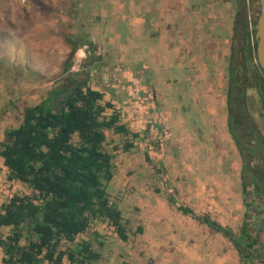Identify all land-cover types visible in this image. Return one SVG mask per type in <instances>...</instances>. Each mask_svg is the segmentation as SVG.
Instances as JSON below:
<instances>
[{"label": "rangeland", "instance_id": "rangeland-1", "mask_svg": "<svg viewBox=\"0 0 264 264\" xmlns=\"http://www.w3.org/2000/svg\"><path fill=\"white\" fill-rule=\"evenodd\" d=\"M217 2L219 17L224 12L236 15L231 0ZM131 19V0H0V140L7 129L22 123L28 106L41 102L67 77L64 63L72 50L69 39L82 36L95 45V52L89 44L81 47L73 71L86 69L90 84L104 91L106 99L117 105L128 126L126 133L108 132L106 148L114 154L115 176L105 185L133 233L125 242L105 221H94L88 232L70 245L77 248L82 242L91 241L101 253V258L93 264H215L213 257L217 254L206 259L202 255L204 251H195L203 249L200 239L209 231L207 226L185 215L178 206L191 205L200 215L205 213L199 209L193 194L205 192L195 186H201L202 181L196 176L199 171L195 172L203 168L191 159L190 153L193 150L200 155L199 148L207 146L217 153L216 142L204 132L202 122L199 123L201 114L185 78L179 81L184 86L172 89L175 97L169 98L171 91L166 89V84L172 85L176 78L170 74L172 82H166L161 44L154 51L147 44L134 47ZM243 42V30L238 26L232 49L236 65L245 61ZM88 59L90 63L85 68ZM195 70L189 67L193 78ZM171 72L174 74L175 70ZM246 97L244 107L264 130L262 97L253 88L247 89ZM168 110L172 118L168 124L175 126L177 112L181 121L178 126H183L179 134L194 136L188 132L194 128L197 134L194 140L189 136L178 145L179 139L170 135V128L165 126ZM237 175L241 177V185L246 176L250 200L257 203V208L264 209V172L257 176L259 190L255 189L248 171L244 169ZM203 178L209 177L205 174ZM189 185L193 193L185 195ZM23 192L29 189L19 181L8 180L0 157V202ZM244 206L242 224L248 212L245 199ZM260 222H264L263 213ZM138 226L143 228L142 232H136ZM7 232L8 228H3L0 237ZM224 239L227 244L222 247L216 242L224 250L222 263L236 264L231 254L237 250ZM2 256L0 248V262ZM218 261L220 264V258Z\"/></svg>", "mask_w": 264, "mask_h": 264}, {"label": "trees", "instance_id": "trees-1", "mask_svg": "<svg viewBox=\"0 0 264 264\" xmlns=\"http://www.w3.org/2000/svg\"><path fill=\"white\" fill-rule=\"evenodd\" d=\"M231 2L236 10L234 31L238 26L243 30L245 61L236 65L233 60L232 64L229 128L242 155L243 168L259 190L257 176L264 172V135L244 105L250 88L257 90L264 105V70L258 62L256 40L260 3ZM69 43L72 50L64 63L67 77L41 102L28 106L22 123L7 129L0 140V157L8 180L19 181L29 189L0 202V231L8 228L0 237V264H65V259L66 264H93L101 253L91 241L77 248L70 244L87 233L94 221H105L125 242L133 233L105 185L115 176L114 154L106 148L108 132L126 133L128 126L117 105L90 84L89 72L73 71L79 49L89 44L95 52V45L82 36L71 37ZM89 63L88 59L84 67ZM254 162L256 165L251 164ZM244 181L243 195L250 205L238 231L208 214H197L189 206L178 207L226 237L237 250L238 264H264V222H260L264 209L250 200L245 175ZM142 231L138 226L136 232Z\"/></svg>", "mask_w": 264, "mask_h": 264}, {"label": "crops", "instance_id": "crops-1", "mask_svg": "<svg viewBox=\"0 0 264 264\" xmlns=\"http://www.w3.org/2000/svg\"><path fill=\"white\" fill-rule=\"evenodd\" d=\"M217 4V0H131L130 27L133 29L131 34L134 47L147 44L150 51H154L155 46L161 44L159 46L162 48L166 67V70H163L167 77L166 82H172L170 74L176 78L172 85L166 84V89L171 91L169 98L175 97L172 89L184 86L182 83L179 84V81L185 78L190 83V94L196 101L198 114H201L199 123L202 122L204 132H208V136L216 142L217 153H212L208 146L199 148L200 155L193 150L190 153L191 159L200 163L203 168L201 172L200 170L195 172L196 174L199 171L196 176L202 180L201 186H195L202 187L205 192L193 193L189 185L184 194L193 193L196 196L194 199H197L199 209L205 210L203 215L208 214L222 225L236 231V227L242 224L245 206L244 195L242 196L243 184L241 185V177L237 175L244 170L243 159L229 128L228 98L233 64L235 15L232 13L229 16L227 12L226 14L221 12L222 16L219 17ZM142 9L145 10L141 11ZM156 29H161V32ZM189 67L197 70L194 78L191 71L192 76H188ZM172 70H175L174 74ZM165 113L169 117L165 126L170 128L168 130L170 135L179 139L178 145L189 136L193 140L196 138L194 128L188 130L190 133L193 132L194 136L188 133L183 137V134H179L183 131L181 130L183 126H178L181 121L177 112L175 126L168 124L172 121L171 111ZM257 124L259 125L258 122ZM165 130L167 131V128ZM261 131L264 135V130ZM209 171H212L211 176L208 175ZM205 174L209 178L204 179ZM194 182L197 183V179ZM209 189L212 192H206ZM188 206L193 208L191 205ZM207 228L209 231L200 239L204 243L200 245L203 249L196 248L195 251H204L202 255L206 259H211L210 257L217 254L213 257L215 264L219 263V258L220 264H223L221 257L224 250L220 249L216 242L222 247L227 244L226 240L222 234L208 226ZM231 259L238 264L237 251L236 254H231Z\"/></svg>", "mask_w": 264, "mask_h": 264}, {"label": "water", "instance_id": "water-1", "mask_svg": "<svg viewBox=\"0 0 264 264\" xmlns=\"http://www.w3.org/2000/svg\"><path fill=\"white\" fill-rule=\"evenodd\" d=\"M259 3L260 14L256 26L257 57L259 65L264 70V0H259Z\"/></svg>", "mask_w": 264, "mask_h": 264}]
</instances>
